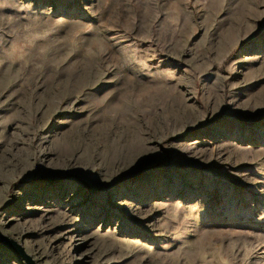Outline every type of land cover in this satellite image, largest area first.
Listing matches in <instances>:
<instances>
[{
  "label": "rangeland",
  "instance_id": "374dc122",
  "mask_svg": "<svg viewBox=\"0 0 264 264\" xmlns=\"http://www.w3.org/2000/svg\"><path fill=\"white\" fill-rule=\"evenodd\" d=\"M242 1L0 0V235L35 264H264V0Z\"/></svg>",
  "mask_w": 264,
  "mask_h": 264
},
{
  "label": "bare ground",
  "instance_id": "6f19581e",
  "mask_svg": "<svg viewBox=\"0 0 264 264\" xmlns=\"http://www.w3.org/2000/svg\"><path fill=\"white\" fill-rule=\"evenodd\" d=\"M242 1V0H241ZM240 2V1H239ZM235 3H238V2H235ZM234 5V4H233ZM238 6V9H241V10H246L248 7H249V2L246 1V0H243L241 3H239ZM94 47V46H93ZM238 240V239H237ZM207 242L208 243H205V245L209 246V240L207 239ZM201 243V242H200ZM225 244V243H224ZM239 244L243 246L244 243H241V242H233V243H230L229 246H227L226 248L223 247V245H219L217 246V248H213L212 250L209 251V254H208V257H211L212 259H219V260H222V259H229V261L231 262H235L236 261V258L234 257V254H235V251L237 249V247L239 246ZM204 247V246H203ZM201 246V248L199 249L201 251V254H203V248ZM198 249V248H197ZM242 250V249H241ZM239 253V252H238ZM206 255V254H205ZM239 256V255H238ZM169 258V257H167ZM159 260V259H158ZM160 261V260H159ZM167 261H169V259H167ZM189 261V260H188ZM210 261V260H209ZM215 261V260H214ZM174 261L172 262H167V264H173ZM193 263V262H192ZM154 264H158L156 262H154ZM206 264H214V263H207ZM232 264V263H231Z\"/></svg>",
  "mask_w": 264,
  "mask_h": 264
},
{
  "label": "water",
  "instance_id": "95a60500",
  "mask_svg": "<svg viewBox=\"0 0 264 264\" xmlns=\"http://www.w3.org/2000/svg\"><path fill=\"white\" fill-rule=\"evenodd\" d=\"M0 243L10 248L14 253L19 255V257H21V259H23L26 264H35L31 257L25 254L24 250L14 241L8 239L5 236L0 235Z\"/></svg>",
  "mask_w": 264,
  "mask_h": 264
},
{
  "label": "trees",
  "instance_id": "16d2710c",
  "mask_svg": "<svg viewBox=\"0 0 264 264\" xmlns=\"http://www.w3.org/2000/svg\"><path fill=\"white\" fill-rule=\"evenodd\" d=\"M254 124H257L256 122H253V126H254Z\"/></svg>",
  "mask_w": 264,
  "mask_h": 264
}]
</instances>
